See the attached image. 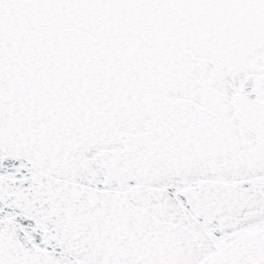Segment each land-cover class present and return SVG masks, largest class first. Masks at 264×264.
<instances>
[{
	"label": "snow or ice",
	"instance_id": "snow-or-ice-1",
	"mask_svg": "<svg viewBox=\"0 0 264 264\" xmlns=\"http://www.w3.org/2000/svg\"><path fill=\"white\" fill-rule=\"evenodd\" d=\"M0 264H264V0H0Z\"/></svg>",
	"mask_w": 264,
	"mask_h": 264
}]
</instances>
